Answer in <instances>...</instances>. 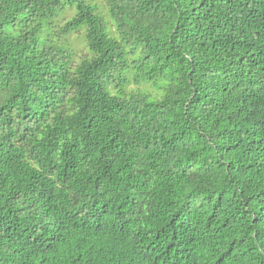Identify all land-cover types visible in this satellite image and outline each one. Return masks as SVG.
I'll list each match as a JSON object with an SVG mask.
<instances>
[{
	"label": "trees",
	"instance_id": "1",
	"mask_svg": "<svg viewBox=\"0 0 264 264\" xmlns=\"http://www.w3.org/2000/svg\"><path fill=\"white\" fill-rule=\"evenodd\" d=\"M0 264H264V0H0Z\"/></svg>",
	"mask_w": 264,
	"mask_h": 264
},
{
	"label": "rangeland",
	"instance_id": "2",
	"mask_svg": "<svg viewBox=\"0 0 264 264\" xmlns=\"http://www.w3.org/2000/svg\"><path fill=\"white\" fill-rule=\"evenodd\" d=\"M97 2H100L101 0H96ZM73 12L69 11L68 14L66 15V17H70L72 16ZM76 39V37H74ZM76 41V46L78 50H82L84 49V45L82 44V42L80 40H75Z\"/></svg>",
	"mask_w": 264,
	"mask_h": 264
}]
</instances>
